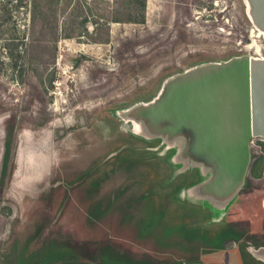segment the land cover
Returning <instances> with one entry per match:
<instances>
[{
	"label": "rangeland",
	"instance_id": "1",
	"mask_svg": "<svg viewBox=\"0 0 264 264\" xmlns=\"http://www.w3.org/2000/svg\"><path fill=\"white\" fill-rule=\"evenodd\" d=\"M245 58L264 64V0H0V264L172 260L147 228L174 134L155 125L161 105L175 83ZM262 140L252 138L254 176L264 172ZM189 164L205 168L194 156ZM251 187L244 196L242 181L213 219L199 204L213 195L172 203L202 250L220 246L221 235L204 241L225 219L237 227L229 247L259 255L198 263L264 264L263 181Z\"/></svg>",
	"mask_w": 264,
	"mask_h": 264
},
{
	"label": "crops",
	"instance_id": "2",
	"mask_svg": "<svg viewBox=\"0 0 264 264\" xmlns=\"http://www.w3.org/2000/svg\"><path fill=\"white\" fill-rule=\"evenodd\" d=\"M162 116L157 119L155 125L162 131H173L174 134L168 142L169 146L167 144V151L162 153L163 155L168 154L166 157L167 161H164L167 165L159 166V170H161L159 173L157 171L153 183L151 216L147 220V228L150 230L149 238L153 250L173 257L172 260L162 262V264L200 262V259L206 257L224 253L232 254L233 252L234 256H243V253L246 252L258 261L259 255L244 245H238L236 248L229 247L230 241L234 239V230L237 228L229 220L226 221L224 219L222 223H219V220L212 221L211 229L213 231L210 233L209 238L206 237L207 239L204 243L214 245V241L221 235V242L218 247L210 246L207 250H202L198 246V236L186 234L185 228L187 227L185 226L187 221H189L186 217L187 215L180 208L173 209L172 203L181 198L186 204L190 196L193 197L194 201L199 202L198 198H196L198 194L213 195L216 201L199 202L201 210L209 213L207 219H213V217L219 216L217 215L219 208H228L233 202V197L241 193L243 177H236L231 174L224 175L222 166H220L221 168L213 174L211 179H206L212 174L211 167L217 162L221 164L222 152L219 147L211 139L203 138V141H201L202 137H199V130L191 127L188 132L187 128L180 127V125L175 126V124L166 123L168 120H173L170 115ZM182 134L184 136V138L181 137V140L183 138V143L177 139ZM196 135H198L199 139L194 143L191 140ZM163 155L161 156L165 160ZM192 156L202 161L205 164V168L200 167L199 164L190 165L189 160H191ZM199 185H201L200 191ZM219 230L221 234H217Z\"/></svg>",
	"mask_w": 264,
	"mask_h": 264
},
{
	"label": "water",
	"instance_id": "3",
	"mask_svg": "<svg viewBox=\"0 0 264 264\" xmlns=\"http://www.w3.org/2000/svg\"><path fill=\"white\" fill-rule=\"evenodd\" d=\"M171 90L161 105L167 109L163 116L170 115L180 127L190 119L201 141L211 139L219 147L224 175L243 177L250 140L264 133V119L256 116L258 105H264V64L245 58L177 82Z\"/></svg>",
	"mask_w": 264,
	"mask_h": 264
},
{
	"label": "flooded vegetation",
	"instance_id": "4",
	"mask_svg": "<svg viewBox=\"0 0 264 264\" xmlns=\"http://www.w3.org/2000/svg\"><path fill=\"white\" fill-rule=\"evenodd\" d=\"M262 141L264 142V140H262ZM251 144H252V139L250 140L249 156H248L247 164H246L245 171H244V174H243V193L245 194L244 196H248V195L251 194V191H252L251 178H254L255 180H258V181H263V184H264V172L262 173L261 176L260 175L254 176V174H251V172H252L251 171V160H252V155H251V146L252 145ZM263 154H264V152H263ZM262 158H263V156H262ZM239 195H240L239 193L237 195H235L233 197L232 201L234 202V200L237 197H239Z\"/></svg>",
	"mask_w": 264,
	"mask_h": 264
},
{
	"label": "trees",
	"instance_id": "5",
	"mask_svg": "<svg viewBox=\"0 0 264 264\" xmlns=\"http://www.w3.org/2000/svg\"><path fill=\"white\" fill-rule=\"evenodd\" d=\"M186 230V228H185ZM150 232V230H148V233ZM188 234V232H187ZM21 264H25V260L22 261ZM49 264V263H47ZM55 264H86L82 261H79L78 258H70L69 260H64L62 262H59V263H55ZM130 264H162L161 262H155L154 260L153 261H145V260H132V262Z\"/></svg>",
	"mask_w": 264,
	"mask_h": 264
},
{
	"label": "bare ground",
	"instance_id": "6",
	"mask_svg": "<svg viewBox=\"0 0 264 264\" xmlns=\"http://www.w3.org/2000/svg\"><path fill=\"white\" fill-rule=\"evenodd\" d=\"M258 33V32H257ZM258 35V34H257ZM255 38V37H254ZM255 40V39H254ZM258 43V42H257ZM255 46V45H254ZM263 48V47H262ZM260 47H258V46H256V51L258 52V53H260Z\"/></svg>",
	"mask_w": 264,
	"mask_h": 264
}]
</instances>
